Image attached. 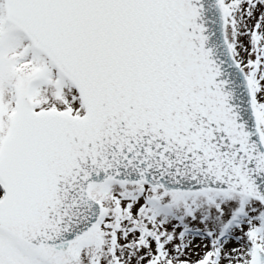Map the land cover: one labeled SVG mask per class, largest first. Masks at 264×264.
Returning <instances> with one entry per match:
<instances>
[{"label":"snow or ice","instance_id":"6c2138e0","mask_svg":"<svg viewBox=\"0 0 264 264\" xmlns=\"http://www.w3.org/2000/svg\"><path fill=\"white\" fill-rule=\"evenodd\" d=\"M0 264H264V0H0Z\"/></svg>","mask_w":264,"mask_h":264}]
</instances>
